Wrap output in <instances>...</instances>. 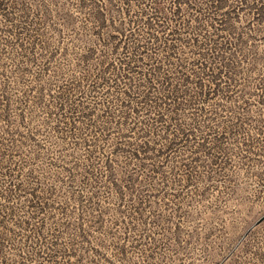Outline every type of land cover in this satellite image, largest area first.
<instances>
[{
	"label": "rangeland",
	"instance_id": "374dc122",
	"mask_svg": "<svg viewBox=\"0 0 264 264\" xmlns=\"http://www.w3.org/2000/svg\"><path fill=\"white\" fill-rule=\"evenodd\" d=\"M161 1L0 0V264H264V66L142 161L114 152L115 106L90 112L116 93L83 78L65 18H264V0Z\"/></svg>",
	"mask_w": 264,
	"mask_h": 264
},
{
	"label": "trees",
	"instance_id": "16d2710c",
	"mask_svg": "<svg viewBox=\"0 0 264 264\" xmlns=\"http://www.w3.org/2000/svg\"><path fill=\"white\" fill-rule=\"evenodd\" d=\"M83 1L100 7L94 15L104 17L115 0ZM117 1L127 7L144 3L152 16L166 12L161 0ZM202 1L209 11L228 7L226 0ZM170 2L178 14L177 4L188 0ZM65 19L64 26L82 47L77 60L83 78L95 77L92 86L116 93L115 101L105 108L102 100L95 102L90 112L102 109L106 114L116 107L120 133L114 152H129L136 162L154 156L158 150L152 138L161 133L167 150L176 147L173 135L196 103L231 95L236 84H245V69L264 66V18ZM114 152L112 157L118 154Z\"/></svg>",
	"mask_w": 264,
	"mask_h": 264
}]
</instances>
